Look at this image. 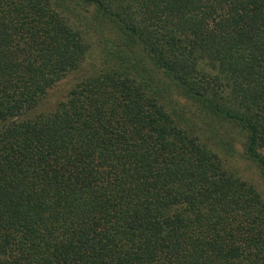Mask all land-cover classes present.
<instances>
[{
	"label": "trees",
	"instance_id": "1",
	"mask_svg": "<svg viewBox=\"0 0 264 264\" xmlns=\"http://www.w3.org/2000/svg\"><path fill=\"white\" fill-rule=\"evenodd\" d=\"M82 1L116 47L26 115L88 43L49 0H0V264H264L262 194L119 67L142 48L264 178V0Z\"/></svg>",
	"mask_w": 264,
	"mask_h": 264
},
{
	"label": "rangeland",
	"instance_id": "2",
	"mask_svg": "<svg viewBox=\"0 0 264 264\" xmlns=\"http://www.w3.org/2000/svg\"><path fill=\"white\" fill-rule=\"evenodd\" d=\"M49 2L73 28L83 35L88 43V54L80 68L49 88L45 97L26 115L51 109L69 83L73 82L74 77L86 74L93 68L105 67L102 65L105 57L103 55L100 58L101 53H105L108 46L116 47V38L111 40L109 37L114 33L110 31V27H105L95 20L89 4L82 0H49ZM124 47L128 54L122 56L124 64L119 67L164 106L179 126L192 130L200 139L211 144L224 161L232 162L239 175L252 182L264 197V178L243 154L241 130L229 121L212 115L195 100L184 95L181 88L162 72L142 48L137 45ZM115 54L116 51L112 50L109 53L110 56ZM97 60H100V63ZM112 64L116 66L117 62Z\"/></svg>",
	"mask_w": 264,
	"mask_h": 264
}]
</instances>
